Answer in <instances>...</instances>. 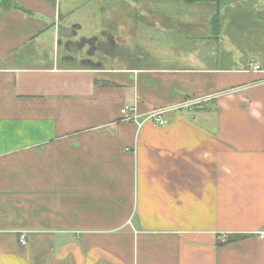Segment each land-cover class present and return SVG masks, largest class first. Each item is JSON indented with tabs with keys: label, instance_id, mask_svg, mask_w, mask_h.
Wrapping results in <instances>:
<instances>
[{
	"label": "crops",
	"instance_id": "obj_1",
	"mask_svg": "<svg viewBox=\"0 0 264 264\" xmlns=\"http://www.w3.org/2000/svg\"><path fill=\"white\" fill-rule=\"evenodd\" d=\"M257 1L97 67L57 54L54 8L0 5V264H264Z\"/></svg>",
	"mask_w": 264,
	"mask_h": 264
},
{
	"label": "rangeland",
	"instance_id": "obj_2",
	"mask_svg": "<svg viewBox=\"0 0 264 264\" xmlns=\"http://www.w3.org/2000/svg\"><path fill=\"white\" fill-rule=\"evenodd\" d=\"M252 1L257 0H221L218 6L212 2L188 4L183 0H0V5L54 8L60 37L57 54L74 58L76 64L92 54L90 58L94 61L104 62L106 55L112 65L138 66L151 62L150 58H146L152 48L147 39L189 37L194 38L192 43L197 44L198 38L207 35L205 28L201 29L205 27L204 20L209 21V36L217 35L218 31L213 34L210 28L212 17L219 16L216 8H251ZM228 26H224L226 38L237 36L238 28L242 27ZM258 26L260 33L264 32V25L259 23ZM90 37L95 38L91 46L78 47L77 41ZM256 37L264 40L260 35ZM218 47L220 45H216L215 49ZM224 48L220 49L222 55Z\"/></svg>",
	"mask_w": 264,
	"mask_h": 264
},
{
	"label": "trees",
	"instance_id": "obj_3",
	"mask_svg": "<svg viewBox=\"0 0 264 264\" xmlns=\"http://www.w3.org/2000/svg\"><path fill=\"white\" fill-rule=\"evenodd\" d=\"M185 3H197V2H212V3H216V5H220V2L221 0H183ZM219 16L217 17L216 15L214 17H212V21H210V28L212 30V33L213 34H216L218 29H219ZM95 41V38L94 37H90V38H81L79 41H77V45L78 47H82L84 45H89L91 46L92 43H94ZM67 43V42H66ZM76 43V42H75ZM92 54H89L88 55V58L86 59H83L80 61L81 65H84V66H90V67H94V66H98L100 64L99 61L97 62H94L93 60H91L89 57H91Z\"/></svg>",
	"mask_w": 264,
	"mask_h": 264
},
{
	"label": "built area",
	"instance_id": "obj_4",
	"mask_svg": "<svg viewBox=\"0 0 264 264\" xmlns=\"http://www.w3.org/2000/svg\"><path fill=\"white\" fill-rule=\"evenodd\" d=\"M250 69L253 70V71H259L260 70V66L258 63H252L250 66ZM162 111H159V110H155L153 112H151L150 114H148L147 118L148 119H151V120H154V122L157 124V125H164L165 124V121L163 119L160 118V114H161ZM121 113L123 115V118L124 120H131V119H134L135 117V113H133L132 111V108L131 107H128V106H124L122 109H121ZM260 234H262L263 232L260 231L259 232ZM19 237V241L21 244H24L25 243V237L22 233H20L18 235Z\"/></svg>",
	"mask_w": 264,
	"mask_h": 264
},
{
	"label": "flooded vegetation",
	"instance_id": "obj_5",
	"mask_svg": "<svg viewBox=\"0 0 264 264\" xmlns=\"http://www.w3.org/2000/svg\"><path fill=\"white\" fill-rule=\"evenodd\" d=\"M18 7H21V6H18Z\"/></svg>",
	"mask_w": 264,
	"mask_h": 264
}]
</instances>
